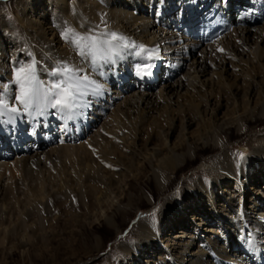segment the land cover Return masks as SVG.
<instances>
[{
	"label": "rangeland",
	"instance_id": "rangeland-1",
	"mask_svg": "<svg viewBox=\"0 0 264 264\" xmlns=\"http://www.w3.org/2000/svg\"><path fill=\"white\" fill-rule=\"evenodd\" d=\"M66 1L0 0V87L12 80L14 68L19 67L20 64L31 63L32 60L36 61L40 78L46 79L45 72L58 64L59 58L64 57L59 52L62 49H66V53L71 52L69 55L77 56L79 63H82L73 48L61 38V31L65 24L70 25L64 14L66 12L63 10ZM110 2L107 0H89L88 4H86L87 6L91 5V8L93 6L98 7L97 9L99 10L97 12L100 14H105L106 11L112 10L118 4V6L122 5L118 0ZM148 4L149 7H147V11L143 12L144 15H137L142 18L141 22L144 20L154 21L151 19L152 16H156L157 9L164 5L163 1H151L145 4L140 3L139 9H134L133 7L130 9L134 12L136 10L143 11L146 10ZM170 7H172L171 3ZM178 9L175 7L170 10L176 12ZM256 13L258 14V12ZM161 14L162 12H158L159 17ZM148 15H150L149 19L146 18ZM258 15L262 17L258 18L255 23L258 26V29H256L258 31L253 30V35H251L253 37L248 40V43L255 44V41H257L259 43L257 46L261 47L264 46V16ZM32 19L40 20V22L45 21L48 23L47 25L57 28H54L53 32L51 31L50 35L52 37L49 35V38H53L50 42L54 39L59 41L56 46L58 49L56 48V52L52 53L53 55L48 52L46 46H39L37 39L32 36L33 29L28 26V22H25V20L31 21ZM235 25L236 23L229 24L223 34L214 41L212 39L200 41L194 38L198 41L197 50L194 48L189 59H184L182 67V64L179 67L177 66L179 68L177 73L171 76L173 80L167 81L164 85L159 75L163 74L162 71L166 69L168 63L165 60H167V56L164 54L166 51L162 52L163 55L159 53L163 57L160 59L165 66L163 64V69L159 71V75L158 72L155 73L153 71L155 76L152 78L144 77V81H147V83L155 81L152 90H149V92L156 94L163 91V87L167 84H174L178 80L187 81L188 73L193 72V70L189 69L190 66L192 63L197 65L204 55V61L208 62V67L206 72L200 74L203 80L208 82L218 80L220 72L224 74L223 76L228 77H234L235 73H240L241 70L238 66L240 55L235 53L237 50L234 51L232 49L236 40V31L230 32ZM101 27H105V25ZM72 28L78 32L79 24L73 25ZM151 36L149 35L147 38H152ZM209 45L212 47L211 51L213 50L214 52H219V49L224 48L223 51H220V54L223 55L220 64L213 60L210 54L208 56L206 53V50L210 49ZM247 47L246 54L252 50L249 46ZM104 65H106V71L111 73L110 78L107 79L117 75L112 70L113 64H111L110 68L107 67V64ZM100 71L103 72V68ZM118 71L120 78H122L120 80L121 83L129 82V86L121 88L119 81L116 80L117 84L107 83L104 80L105 78L100 76L103 81L101 84L104 85V98L108 100L103 99L101 96L91 99L89 107L92 109L83 110L86 115L83 117V122V119H80L81 125H79V128L76 124L74 125L73 122H70L71 130L77 135V138L66 140L64 141L65 144L78 145L88 140L94 142L96 137L94 135L99 134L101 130L105 131V124L110 128L117 127V130H115L116 135L121 133V125L113 113L116 114L120 109L125 110L126 101L133 96L134 91L139 90L135 89L132 91L133 85L142 82L140 81L141 76H137L135 73L128 76V73L123 75L121 70L118 69ZM253 73L254 71H250L241 74V76H244V74H248V76H246L247 79L242 77L239 80V84L241 82L243 83L242 86L246 84L247 82H243L244 80L248 82L254 80L257 84H264V71L259 72L255 77ZM167 74L169 75L168 72L166 76ZM133 79L135 83L131 82ZM113 85L118 86L114 87ZM112 88H117L119 91H112ZM180 88L176 87V91L174 92L173 89L170 93V89L164 90L163 94L168 92L172 96V100L174 99L173 101H175L180 93L185 92L186 87ZM178 90L181 92L177 94ZM242 91L243 88H240L238 94L242 93ZM232 96L227 90L223 101L228 105L229 112H232ZM157 102L153 104L155 105V111L148 113L149 119L138 124L142 125L143 128L139 142L143 143L147 140L148 131H152L150 125L153 124V120L158 117L159 113H163L161 110L162 106L167 104L165 99ZM173 107L174 109L177 108ZM223 110L225 111V108L221 112ZM261 111L262 108L260 107L254 112L253 117L262 122L250 123L246 130V124L240 119L235 126L224 130L223 135L227 136L224 147L221 149L216 147L203 150L193 163L187 165L184 169H180L174 175L169 174L168 178L172 177L173 179L171 178L166 191H159L157 188L159 180L155 176L153 163L148 160L145 163L138 157L129 158L132 147L128 145L132 146L131 142L134 139H130L129 144L123 141V138H128L129 134L121 135L119 137L120 143L118 142L117 148H115L116 154H109L107 150H102L103 145L92 148V142L88 145L86 144V149L77 148L75 150V148H69L67 150L60 148L53 151L51 149L60 142L50 141L48 134L44 135L47 132H43V135L38 137L40 139L43 138L44 144L40 145V142H37V147L50 151V154L48 153L49 159L47 158V162L39 170H32L28 175L30 177L28 180L25 178V172L19 166L22 159L20 157H23V154L10 153L11 155L9 156L0 157V188L2 187L4 190V195L0 196V264H179L178 258L180 254L175 255L167 246V243L170 234H174L180 229L185 230L187 234L192 236L188 239L194 240L193 242L196 243L194 248L196 250L200 246L209 256H211V252L215 253L216 247L222 245L223 255H225L228 247L231 251H235V247L231 245V240H238V242L240 241L239 243L247 247L249 243L246 242L242 235H236L235 230L240 229L239 225L243 223V210L249 212L248 214H252V209L247 207L254 206L253 201L257 211L264 212V167L256 163H254V167L251 164L254 161V158L251 157L253 150L256 147H264V113H261ZM54 112V110H50L49 114L45 116H49L48 122L50 125L48 127L51 130H56L59 137L60 133L58 131L63 128V122L52 116L50 117L52 114L58 115ZM190 115L193 116V113ZM220 115L222 114L220 113ZM211 116L207 117L208 120ZM87 118L90 120L88 121ZM37 120L44 122L43 117L32 119L31 116L23 115L11 122V124L0 122V134L1 132L4 134L0 136L7 143L8 140H12L14 131L16 132V139L22 133L31 135L33 133L26 130L32 128V123ZM196 120L199 121L198 118ZM176 121L179 123L180 118ZM164 122L166 123V121ZM75 126L80 131L82 129L84 133L80 134L79 130L74 132V130H77V128L73 129ZM46 127L47 125L42 128ZM198 132V128L193 129L192 127L188 136L196 135ZM48 133L51 134V132ZM35 136L34 138H36ZM105 137H107L106 142H108L114 139V134L108 133ZM251 137L259 138V140L249 141ZM28 141L33 143V139ZM5 142L0 140L1 151L4 150L2 148L5 146H2ZM157 142L161 143L160 137ZM22 143L25 144V141L20 144ZM11 145L12 147L9 148L12 149L13 146H17L13 143ZM201 146L200 143L197 145V147ZM73 149L74 151H72ZM187 149L185 147L180 151H186ZM228 151L235 153V155L238 154L237 159L240 164L253 176L252 183L249 182L244 188L237 185L233 180L226 183V185L221 184L220 187H215L213 181L216 178L210 167L218 156L221 157L228 154ZM117 157L122 160L121 164H117ZM85 162L89 163V171L85 169ZM95 164L101 168L100 177H97L95 181H85L84 175H87V173L89 175L95 174L94 172L98 173L92 167ZM108 165H111V167H108ZM21 182L23 184L19 188L18 186ZM208 192H211V196H209ZM101 196L108 197L110 203L106 201H103V203L98 202V197ZM189 196L192 197L191 200L193 202L202 199L201 204L198 203L197 206L200 211V217L205 218V223L198 226L195 222H192L190 218L192 212L187 210L186 214L184 213L186 215L184 219L185 221L187 220L184 226L177 224V221L176 223L172 221L163 230V213L170 210L172 206L181 205L180 203L189 206L192 202L186 200ZM206 208L209 209L207 213H205ZM203 212L207 215L205 216ZM153 213L154 215H152ZM177 219H179V216L174 217V221ZM140 222L145 224L141 226L139 225ZM203 229L213 230L212 233H209L211 237L208 239V243L205 242V237H201L205 235L202 231ZM144 230L150 231L148 235L155 237V241L149 242ZM240 234H243V232ZM238 242L236 241L235 244L238 245L237 248L241 249ZM225 243L228 244L226 248H224ZM245 251L243 249V252ZM240 252L235 254H243V258L249 264L250 254ZM225 256L227 260L234 259V254ZM212 257L207 258L210 260Z\"/></svg>",
	"mask_w": 264,
	"mask_h": 264
},
{
	"label": "bare ground",
	"instance_id": "bare-ground-1",
	"mask_svg": "<svg viewBox=\"0 0 264 264\" xmlns=\"http://www.w3.org/2000/svg\"><path fill=\"white\" fill-rule=\"evenodd\" d=\"M88 1L89 0H67L64 3L65 6L63 7V10L66 12L64 14L70 26L72 27L73 25L75 26L76 24H79L78 32L84 34L96 25H100V27L103 25H107L108 29L123 34L131 41H135L137 44H143L148 46L149 48H156L158 49V53H161L162 55V52L166 51L164 54H166L167 60L165 61L168 64L166 65V69L162 71L163 74L159 75V71L163 69L162 67L164 64L160 59L163 57L159 54V58L152 61L153 67L150 69L152 74L148 76L149 78H152L153 75L158 72L160 80L163 81V85L167 81L173 80L171 76L177 73L179 65L182 64V67L184 59H189L194 48H196L197 50L198 41L188 34L191 30V27H197V22L199 21L200 14L208 15L207 18H211L209 16L212 15L213 12L214 14L220 12L222 14V22L226 23V27L229 26L231 18L234 20V22H236L234 29H232L230 32L236 31V40L232 49L234 51L237 50L235 53L240 55V62L238 66L241 71L240 73H235L234 77L223 76L224 74H221L220 72V74H218V80L210 82L203 80L200 74L206 72L208 62L204 61L205 55H202L203 57L200 59L197 65L195 63H192V65L190 66L189 69L193 70V72L188 73L189 76L187 77V81L184 82L183 80H178L174 84L170 83L163 87V91L170 89L169 93L173 91V89L175 92L176 87L180 88L181 86L180 89H182V87H186L184 93H180V90H178L179 92L177 91V94H180L179 96H177V99L175 101H173L174 99L172 100V96H170L168 92H166V94H163V91H160L156 94L149 92V90H152L155 81L147 83V81H144L145 79L143 77L140 80L142 83L138 82L137 85H133L132 91H134L135 89L139 90L134 91L133 96H131L129 100L126 99L127 101L125 110L120 109L116 114L113 113L119 120V124L121 125V133H118L116 135L115 130H117V127L110 128L105 124V131L101 130L99 134H95L94 136H96L97 138L95 137L94 142H92V140H88L87 142L80 143L78 145L64 143V141L66 140L77 138V135H75L71 130L72 127L70 122H73L74 125L76 124V126L79 128V125H81L80 119H83V117L86 115L85 111L82 112V115L77 116L74 120H64L60 117V115H50V117L52 116L53 118L59 119L60 122H63V128L61 129V131H58L60 133L59 137L57 136L58 133L56 130L52 129V131L50 127H48L50 125V123L48 122L49 116H42L44 122H39L37 120L36 122L32 123L33 125L29 123L30 125H32V128L26 131L32 132L33 134L31 135L28 133H22V135H18V139H16L17 136L16 132L14 131L12 133V140H8L7 143L5 142L3 137L0 136L1 142H5L2 146H5L4 148H2L4 150H0V157L9 156L11 155L10 153H19L24 155L23 157H20L22 159L19 166L25 172V178H27L26 180L30 178L28 177V175L32 170H39L47 162V158L49 159L50 151H45L44 148H38L39 146L37 147V142H40V145L44 144V141L42 140L43 138L40 139L38 137L40 135H43V132H47L44 135L48 134L47 136L50 141L60 142L51 149L53 151L60 148H65L67 150H69V148H75V150L77 148L86 149V144L88 145L92 142V148L94 146L103 145L102 150H107V153L109 154H116L115 148H117V144L120 141L119 137H121V135L129 134L128 138H123V141L127 144H129L130 139H134L131 142L132 146L128 145L129 147H132L130 150L131 153L129 154V158L133 159L134 157H138L139 159H141V161H145V163L147 162V160L153 163L155 167V176L159 180L157 188L159 191H166L172 178H168L169 174L174 175L180 169H184L187 165L193 163L198 158V156H200L203 150L214 149L216 147L221 149L225 146L227 136L223 135V133L226 128L235 126V124H237V122L241 119L246 124L247 130L248 124L257 123V121H259L257 120V118L254 119L253 116L254 112H256L260 107L262 108L261 113H264V84H257L254 80H251L250 82L244 80L243 82L247 83L242 86L243 83L241 82V84H239V80L242 77L246 78V76H248V74H244L245 77L243 75L241 76V74L243 73L254 71L253 76L255 77V75H257L259 72L264 71V46H257V44L259 43L255 40V44L248 43V40L253 37L251 36L253 35V30L258 29V26H256L255 24L257 22V19L262 18L258 14L264 16V0H118V2H121L122 5L118 6V4L117 7H114L112 10L106 11L105 14H100L99 12H97V10L99 9H97L98 7L96 6H93V8L90 7L91 5L87 6ZM107 1L113 2L117 0ZM151 1H163V7L165 8L160 7L157 9V15H154L151 18L154 21L144 20L143 22H141L142 18H139L138 16L144 15L143 12L147 11V7H149V4L146 6V10L143 11L136 10L134 12L130 8L133 7L134 9H139L138 6H140V3L145 4L146 2L150 3ZM170 3L172 7H170ZM227 5H230L229 9L225 8V6ZM175 7L179 8L176 12L170 10H173ZM230 9L232 10L231 18L229 15H227L228 10ZM182 10L184 11V14L182 13ZM158 12H162L160 17L158 16ZM256 12H258V14ZM214 14L212 16H214ZM149 16L150 15L146 16V18L149 19ZM181 16H186L183 24H181L180 22L179 17ZM187 20L190 22L186 23ZM25 22H28V26L33 29L32 36L37 39L36 41L37 43H39V46H46L50 54L56 52V48L58 49V47L56 46L59 41L54 39L50 42V40H52L53 38H49V35L53 32L55 27L53 28L51 25H47L48 23H46L45 21L40 22V20L37 19H32L31 21L25 20ZM185 25L190 28L189 32L187 31V29H182ZM103 28L104 27H101V29ZM223 31H221L219 35L215 36L212 40L214 41L219 38L223 34ZM149 35H152V38H147ZM256 40L258 39L256 38ZM247 46L252 49L250 50V52H248L249 54H246V49H248ZM211 48L212 47H210V49H207L206 53L208 54V56L210 54V57H212L213 60H216V62L220 64V60L223 55L220 54V51H211ZM59 52H61L64 57L59 58L57 56L59 58L58 63L68 62L77 66L86 67V65H82V63H79L77 56L69 55V53L71 52L66 53V49H62ZM136 65L137 60L132 56H124L118 59L112 65V70L116 72L117 75H113L111 79H107L110 78L111 73L110 71H106V65H103L102 68L104 73L103 77L105 78L104 80L107 83L112 82L113 84H117L116 82L119 81L121 88L128 87L129 82L121 83L120 80L122 78H120L118 69L121 70L123 75H125V73H128V76H130V74L132 75V73L136 74ZM110 66L111 64H107V67L110 68ZM167 72L169 73V75L167 74L166 76ZM100 76L101 75L97 73L93 74V78L102 83L103 81L100 79ZM131 82L135 83V80L133 79V81ZM113 86L117 87L118 85ZM240 88H243V91L242 93L238 94V90H240ZM227 90H229L230 94L233 95V102H231L233 104L232 112H229L228 105L223 102L225 100ZM112 91H119V89L112 88ZM101 97L105 99L104 93L103 95H101ZM94 98L95 97H89L90 100ZM161 99H165L167 102V104L165 106H162L161 108L163 113H159V115L157 114L158 117L155 118L153 120V124L150 125V129L152 131H148L147 140H145V142L143 143L139 142V140H141L140 134L141 132H143V128L142 125L138 124L140 122L143 123L144 121L149 119L148 113L150 111H155V105L153 104L157 101H160ZM105 100L108 99L106 98ZM100 106L102 105L100 104ZM173 106L177 108L174 109ZM223 108H225V111L223 110L224 112H221ZM86 109L92 108L87 107ZM191 113H193V116L190 115ZM220 113L222 115H220ZM209 115L212 116L208 120L207 117ZM31 117L32 119L37 118L33 116ZM89 118H87L88 121L90 120ZM178 118H180L179 123H177L178 121H176L178 120ZM197 118L199 119V121L196 120ZM83 121L84 119L82 120V122ZM164 121H166V123ZM46 125L47 127L44 128L46 129V131H44L42 127H45ZM76 126L73 127V129H76ZM57 127H59V125H57ZM192 127L193 129L198 128L199 132L196 135L188 136ZM78 128L77 130H74V132L78 131ZM4 132H6V130H4ZM48 132H51V134ZM79 132L80 134L84 133L82 129L81 131L79 130ZM108 133H113L114 139L106 142L107 137L105 136ZM35 134H37V136H35ZM0 135H4L3 132H1ZM34 136L36 138H34ZM159 137L161 138V143L157 142ZM31 139H33V143L28 141ZM258 140L259 138L256 137L249 138V141ZM23 141H25V144H20ZM12 143L17 145L13 146V149L9 148L12 147ZM199 143L202 145L201 147H197ZM185 147H187L188 149L181 152L180 150H183ZM72 151H74V149ZM60 152L62 151L60 150ZM55 153L57 154V152ZM229 153L221 157L218 156L213 165L210 167V170L215 174L216 179L215 181H213L215 187H220L221 184L226 185V183H229L233 180L237 183V185H240L244 188L246 184H249V182L252 183L253 176L248 170H246L244 166L240 164L237 159L238 154L235 155V153ZM251 157L254 158V161L251 162V164H253L252 166L255 167L254 163H256L257 165L260 164L264 167V147H256L253 150ZM121 161L122 160L120 159V157H117V164H121ZM88 167L89 163H86L85 169L87 170ZM92 167L95 168L98 173L94 172L95 174L92 175H89V173H87V175H84L85 181H95L97 177H100L99 174L101 173V168H99V166H97L96 164ZM243 178H245V180H243ZM23 182L19 183V188L20 186H22ZM208 194L209 196H211V192H208ZM3 195L4 190L1 187L0 196ZM191 199L192 197L189 196L186 200L192 201ZM201 200L202 199H198L194 202L192 201L189 206H185L183 203H180L181 205L177 204L176 206H172L170 210L165 211V213H163L162 229L165 230L168 226V223L172 221L175 223L177 221V224L184 226L187 222V220L185 221L184 219L187 210H189V212H192V214L190 215L192 222H195L198 226L203 225L205 223V218L200 217V211L197 206L198 203L201 204ZM103 201L110 203L108 197H98V202L103 203ZM252 203L254 206L251 205L247 207L252 209V214H248L249 212L243 210V223L239 225L240 229L235 230V234H239V236L242 235L244 238H246L248 234L251 233V239L255 242L254 245L247 244L246 247L245 245L239 243L240 241L238 242V240H231V245H233L236 250L231 251L229 247L227 248L228 250L226 251L225 255L230 256V254H234V259L227 260V257L223 255V245L216 247V250L214 249L215 253L211 252L212 254L211 256H209V254H207V252H204V249H202L199 245L198 249L196 250L194 248V246L196 245V243L193 242L194 240L188 239L192 236L187 234L185 230L180 229L177 230L174 234H170L167 243V246L175 255L180 254L178 263L248 264V262L243 258V254L236 255L237 253H239V251H241L242 253L250 254L249 264H256L257 260H259L260 258L264 259V212L257 211L254 201ZM205 211V213H207L209 209L206 208ZM205 213L204 215L206 216L207 214ZM176 216H179V219L174 221V217ZM143 224L145 223H139V225L141 226ZM244 228L246 229L244 230ZM202 231L205 233V235H202L201 237H205V242L208 243V239L211 237L209 233H212L213 230L203 229ZM144 232L147 238H149V242L155 241V237H151L148 235L150 231L147 232L146 230H144ZM241 232H243V234H240ZM236 241L238 242L239 246H241V249L237 248L238 245L235 244ZM227 245L228 244L225 243L224 248H226ZM243 249L246 251L243 252ZM213 254L215 255L213 256ZM251 256L254 258H251ZM207 257H212V259L209 260Z\"/></svg>",
	"mask_w": 264,
	"mask_h": 264
},
{
	"label": "snow or ice",
	"instance_id": "snow-or-ice-1",
	"mask_svg": "<svg viewBox=\"0 0 264 264\" xmlns=\"http://www.w3.org/2000/svg\"><path fill=\"white\" fill-rule=\"evenodd\" d=\"M61 38L86 67L60 62L45 72L46 79H41L35 60L20 64L14 68L12 80L0 87V122L11 123L22 115L42 117L50 110L64 120H74L90 106L89 97L103 95V85L93 78V73L103 76L100 69L104 64L132 56L137 60L136 74L143 78L152 74V61L159 58L158 49L137 44L106 25L103 29L96 25L81 34L66 23ZM245 239L254 245L251 233Z\"/></svg>",
	"mask_w": 264,
	"mask_h": 264
}]
</instances>
